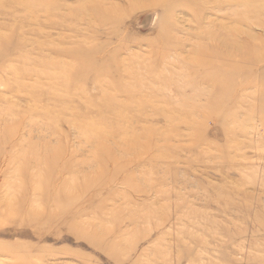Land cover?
<instances>
[{"label":"rangeland","instance_id":"obj_1","mask_svg":"<svg viewBox=\"0 0 264 264\" xmlns=\"http://www.w3.org/2000/svg\"><path fill=\"white\" fill-rule=\"evenodd\" d=\"M218 1L0 0V264H264V0Z\"/></svg>","mask_w":264,"mask_h":264},{"label":"bare ground","instance_id":"obj_2","mask_svg":"<svg viewBox=\"0 0 264 264\" xmlns=\"http://www.w3.org/2000/svg\"><path fill=\"white\" fill-rule=\"evenodd\" d=\"M94 2L98 1V0H92ZM218 2V6L219 5V1L217 0ZM217 5H214L215 8L218 7ZM219 10V7L217 8ZM95 13L97 12V14H99L98 10L97 9H94ZM94 13V12H93ZM99 17V16H98ZM203 20V18H201ZM218 27V26H217ZM220 33V34H219ZM216 34L215 36V40H216V46L213 50L212 48L211 51H212V54H216L217 57H214V58H207V54H210V52H204V54H206V57L204 55H202V60H201V65L205 66V65H209L210 69L211 70H214V71H218V70H224L228 75L230 74H233L235 73L234 71L237 69L238 67V62L234 61V59H232L230 53V49L229 47H231V44L233 43L229 38L227 39L228 37V34H222L221 32H219ZM214 38V37H213ZM227 40V42H225V40ZM218 44V45H217ZM222 44V45H221ZM234 44V43H233ZM252 45V43L249 42V45ZM254 46L257 48L256 46V43L254 42ZM253 47V45H252ZM220 51V52H219ZM85 56L87 57H91L90 55V52L86 53ZM225 58L224 62H222L223 64H220V58ZM264 62V59L263 58H257L253 64H256V65H259V64H262ZM85 63V62H84ZM84 65V64H83ZM218 66H220L222 69L218 68ZM81 69L77 70L76 73H77V76L81 75V76H85L87 74V72H85V70H83V66H80ZM84 78V77H83ZM128 133V132H127ZM130 134V133H129Z\"/></svg>","mask_w":264,"mask_h":264}]
</instances>
